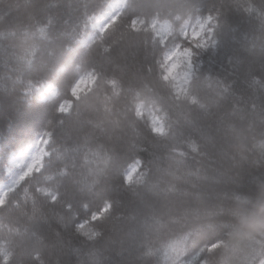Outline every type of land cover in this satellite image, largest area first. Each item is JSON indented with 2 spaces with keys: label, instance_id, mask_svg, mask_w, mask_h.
Returning <instances> with one entry per match:
<instances>
[{
  "label": "trees",
  "instance_id": "16d2710c",
  "mask_svg": "<svg viewBox=\"0 0 264 264\" xmlns=\"http://www.w3.org/2000/svg\"><path fill=\"white\" fill-rule=\"evenodd\" d=\"M114 2L0 0V185L48 140L0 204V264H264V0H124L94 32ZM206 17L214 43L196 47L183 31ZM177 46L183 97L164 79Z\"/></svg>",
  "mask_w": 264,
  "mask_h": 264
},
{
  "label": "rangeland",
  "instance_id": "374dc122",
  "mask_svg": "<svg viewBox=\"0 0 264 264\" xmlns=\"http://www.w3.org/2000/svg\"><path fill=\"white\" fill-rule=\"evenodd\" d=\"M122 1L123 0H117V2L112 3L110 7L113 9L107 11L102 17H99L95 20V22L91 26L94 32L102 33L101 29H105V27L113 21V18H116ZM210 22L211 18L209 17L199 18L197 19L196 25L184 29L183 34L187 38V40L194 46L205 47L209 43H214L211 40V31L208 26ZM138 26L139 22L137 21L136 28ZM193 33H199V35L194 36ZM186 50L190 49L177 46L172 51L166 52L163 57L164 77L168 76V79L165 80L171 83L173 92L177 97H183L186 94L188 83L195 71V66L191 60L192 53L190 51V54H188ZM173 53H175V55H173ZM81 77H88L89 81L81 85L80 91L77 93V95L72 94L75 98L78 97L82 92L89 89L94 81V76L90 72L81 75L73 83L71 87V93L73 86L78 80L81 79ZM54 93L55 88L50 84H47L43 88V95L41 99L50 97L54 95ZM65 102L70 101H63L59 106V109L61 108V105L65 106L66 110L64 112L68 111L71 106V102L70 104H66ZM139 109L140 108L138 107L137 110L139 111ZM150 120L154 131H156L155 129H162V131L156 132H164V124L160 115H158L156 112H152L150 113ZM47 143L48 140L45 135L38 136L35 141L27 146L24 150L16 152L10 156V167L8 169L9 177L4 184L0 185V200L4 201L7 194L12 191L25 177H27L34 171H38L41 168L43 159L48 155V151L46 149ZM38 153H43L41 159L38 163L33 164V159ZM30 165H32L31 170H29ZM133 169H135V172L133 173L132 180L129 182L125 179L127 183H132L139 178L138 162L130 164L128 166L124 173V178L129 173H132ZM82 225L83 224H79V226Z\"/></svg>",
  "mask_w": 264,
  "mask_h": 264
},
{
  "label": "snow or ice",
  "instance_id": "6c2138e0",
  "mask_svg": "<svg viewBox=\"0 0 264 264\" xmlns=\"http://www.w3.org/2000/svg\"><path fill=\"white\" fill-rule=\"evenodd\" d=\"M117 18H113V23L115 22V20H116ZM136 26H137V20H133L132 21V27L133 28H136ZM108 26H106L105 27V29H101V31L103 32V31H105L106 30V28H107ZM193 35L195 36V35H199V33H193ZM187 52H188V54H190V50H186ZM173 55H175V53H173ZM169 74H170V72H169ZM164 79H168V76H165L164 77ZM87 81H89V78L88 77H81V79L80 80H78L77 82H76V84L73 86V88H72V94L73 95H77V93L80 91V88H81V85L82 84H85ZM66 104H70V102H65ZM60 110L61 111H65L66 110V108H65V106L64 105H61V108H60ZM156 131H162V129H155ZM42 154L43 153H38L35 157H34V159H33V164H36V163H38L39 161H40V159H41V156H42ZM31 167H32V165H30L29 166V170H31ZM135 172V169H133V172L132 173H129L126 177H125V179L127 180V181H131L132 180V176H133V173ZM6 195V194H5ZM3 203V201L2 200H0V204H2ZM105 211H107V209H105ZM262 226H264V225H262ZM219 245H213L212 247L213 248H216V247H218Z\"/></svg>",
  "mask_w": 264,
  "mask_h": 264
}]
</instances>
